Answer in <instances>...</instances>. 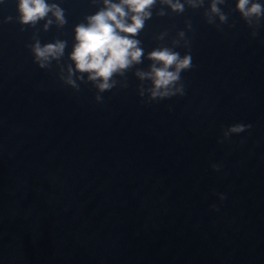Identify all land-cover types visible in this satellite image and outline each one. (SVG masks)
Returning a JSON list of instances; mask_svg holds the SVG:
<instances>
[{"label":"water","instance_id":"1","mask_svg":"<svg viewBox=\"0 0 264 264\" xmlns=\"http://www.w3.org/2000/svg\"><path fill=\"white\" fill-rule=\"evenodd\" d=\"M60 6L67 23L43 32L0 3V264H264V19L245 25L232 0L219 26L207 3L154 10L146 51L191 22L184 95L140 96L143 60L97 102L90 83L63 82L72 28L96 7ZM34 36L67 40L64 58L37 68Z\"/></svg>","mask_w":264,"mask_h":264},{"label":"clouds","instance_id":"2","mask_svg":"<svg viewBox=\"0 0 264 264\" xmlns=\"http://www.w3.org/2000/svg\"><path fill=\"white\" fill-rule=\"evenodd\" d=\"M62 0H15L16 23L21 30L35 28L42 22L40 31L46 32L52 26L63 28L67 23ZM3 3V0H0ZM96 11L84 17L72 28L71 50L67 54L63 82L70 87H78L77 81L90 83L96 90L95 101H102V94L112 90L117 77H122L134 66L147 60V70H136L137 80L148 82L139 95L147 94L149 101L165 100L184 95L181 74L193 67L190 43L185 39L191 30V22H185L184 30L178 31L170 46L159 45L146 51L138 38L155 10L157 17L166 13L182 14L186 8L200 9L207 3L203 13L208 25H223L228 14L223 11L225 0H90ZM232 11L236 12L245 25L252 21L257 24L264 19V0H232ZM5 18V22L10 20ZM166 32H161L155 40H164ZM255 36V33L252 34ZM32 62L39 69H47L53 62L65 56L68 41L53 39L41 43L35 36L27 46ZM185 49L182 55L177 48ZM250 125L234 124L228 128L231 134L246 131ZM221 200L225 199L222 195Z\"/></svg>","mask_w":264,"mask_h":264}]
</instances>
